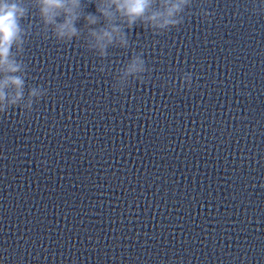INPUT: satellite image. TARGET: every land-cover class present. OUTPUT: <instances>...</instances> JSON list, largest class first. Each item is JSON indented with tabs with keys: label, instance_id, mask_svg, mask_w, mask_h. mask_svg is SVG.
<instances>
[{
	"label": "clouds",
	"instance_id": "obj_1",
	"mask_svg": "<svg viewBox=\"0 0 264 264\" xmlns=\"http://www.w3.org/2000/svg\"><path fill=\"white\" fill-rule=\"evenodd\" d=\"M191 4L192 0H95L93 14L85 11L83 0H0V114L12 108L31 112L34 102L47 94V89L40 86L30 87L25 94L26 65L19 57L31 34V26L26 28L22 22L32 8L39 17L45 39L49 33L64 44L83 38L87 49L103 62L110 47H129L126 29L140 25L163 34L183 23L182 14ZM199 14L204 18L209 15L204 9ZM81 20L83 25L78 28L76 25ZM104 70V67L99 69ZM147 71L142 54H134L117 69L113 87L123 91L130 78L143 81ZM184 81L191 87L192 74L182 77L181 87H185Z\"/></svg>",
	"mask_w": 264,
	"mask_h": 264
}]
</instances>
